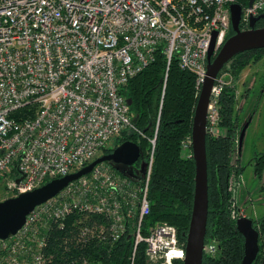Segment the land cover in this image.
<instances>
[{
    "label": "built area",
    "instance_id": "built-area-1",
    "mask_svg": "<svg viewBox=\"0 0 264 264\" xmlns=\"http://www.w3.org/2000/svg\"><path fill=\"white\" fill-rule=\"evenodd\" d=\"M233 4L240 5L238 0H0L4 199L81 170L123 132L143 136L132 123L121 90L154 62L158 50L166 59V72L176 60L181 71L194 76L199 93L212 34L215 56L228 38ZM261 14L264 0H253L242 8L240 26L247 29L249 20ZM221 79L220 74L215 78L207 106L206 132L212 137L219 135ZM31 104L36 106L32 117H13ZM157 127L158 120L141 179L130 180L109 163L95 166L36 206L15 235L0 240V264H45L48 232L54 224L64 226L75 212L103 216L108 222L106 228H82L85 242H116L131 231L129 264H134L140 244L149 264L182 261L185 243L178 241L175 227L144 226L150 214ZM181 156L192 157L191 137L181 142ZM215 251V242L205 244L204 254Z\"/></svg>",
    "mask_w": 264,
    "mask_h": 264
},
{
    "label": "trees",
    "instance_id": "trees-1",
    "mask_svg": "<svg viewBox=\"0 0 264 264\" xmlns=\"http://www.w3.org/2000/svg\"><path fill=\"white\" fill-rule=\"evenodd\" d=\"M238 3L246 6L247 0H238ZM256 28H264V19L257 23ZM232 34L230 28L228 38ZM253 52H264V49L241 53L228 64L236 63L239 58ZM245 64L238 67L243 68ZM165 73L167 77L162 91ZM121 94L126 101H130L129 114L132 123L143 134L140 136L130 131L123 132L114 147L126 141L134 142L140 147V160L129 168L135 169L140 161L146 163L148 160L151 151L148 140L154 137L158 120L148 187L150 214L144 226L155 223L171 225L177 231L178 241L185 243L192 208L195 168L192 157L182 158L181 142L191 137L192 118L199 94L195 88L194 76L181 71L176 60L171 62L166 72V59L158 50L154 62L132 78L121 90ZM161 96L163 98L159 110ZM35 109V105H28L13 117L18 120L32 117ZM234 112V94L223 90L219 101V128H224L225 134L206 136L208 215L205 244L215 242L216 251L213 255L204 254L202 264H223L224 259H218L223 255L233 260L232 263L229 260L226 264H238L241 256L242 239L235 229L236 217L235 213L233 214L234 205L230 199L229 187L230 182L238 176L233 156L236 147L232 145V135L236 127ZM111 151L103 149L101 155ZM113 168L115 169L114 166ZM118 173L130 180H139L125 170ZM63 224L62 227L54 224L47 234L46 246L43 249L45 264H79L82 261L88 264H129L133 245L131 231L116 242L107 238H93L85 242V238H81L82 228H106L108 222L103 216H87L75 212L69 215ZM144 250L145 245L140 244L134 264H149ZM172 264L181 262L175 260Z\"/></svg>",
    "mask_w": 264,
    "mask_h": 264
},
{
    "label": "water",
    "instance_id": "water-1",
    "mask_svg": "<svg viewBox=\"0 0 264 264\" xmlns=\"http://www.w3.org/2000/svg\"><path fill=\"white\" fill-rule=\"evenodd\" d=\"M252 2L253 0H247L248 7L251 6ZM241 11L242 8L238 4L230 6V24L233 34L227 38L219 52L214 56L213 49L216 34L213 33L207 54L206 75L198 94L191 126L192 158L195 168L194 189L190 220L187 233L185 234L184 259L180 261L181 264H202L205 252L208 215L206 117L214 80L223 67L235 56L248 51L264 49V28H256V24L264 19V14L251 18L248 29L241 30ZM127 104H130L129 100H127ZM246 128L247 125L243 126L239 134V148L242 146ZM140 158V147L134 142L126 141L114 148L110 153L101 155L77 172L62 178L53 179L30 192L1 201L0 240H6L15 235L24 225L27 215L36 206L55 197L71 182L88 175L95 166L101 163H109L117 171L122 172L119 166L133 167ZM236 228L244 239V256L241 264H251L256 257L258 249V235L253 230L251 221L244 218L236 221Z\"/></svg>",
    "mask_w": 264,
    "mask_h": 264
},
{
    "label": "rangeland",
    "instance_id": "rangeland-1",
    "mask_svg": "<svg viewBox=\"0 0 264 264\" xmlns=\"http://www.w3.org/2000/svg\"><path fill=\"white\" fill-rule=\"evenodd\" d=\"M244 63L246 64L243 68L238 67ZM220 77L225 83L224 90L234 94V116H236V127L232 135L234 137L232 145L236 147L234 161L238 157L239 133L243 126H248L238 157L239 165L245 167V172L242 175V184L236 190L235 202L239 209L245 211L247 217L257 218L256 214H260L262 208L257 211L249 203L253 202V207H256L257 203H262L263 198L258 195L260 184L254 178L252 167L248 162L257 152L264 153V52L246 54L236 63L226 65L220 72ZM219 134L224 135L225 129L219 128ZM119 137L112 139L103 149L113 150ZM125 168L119 169L127 171L135 179H140L145 171V162L140 161L135 169ZM3 200L5 199L0 187V202Z\"/></svg>",
    "mask_w": 264,
    "mask_h": 264
},
{
    "label": "flooded vegetation",
    "instance_id": "flooded-vegetation-1",
    "mask_svg": "<svg viewBox=\"0 0 264 264\" xmlns=\"http://www.w3.org/2000/svg\"><path fill=\"white\" fill-rule=\"evenodd\" d=\"M256 26H257V24H256ZM247 29L243 28V27L241 28V30H247ZM246 132H247V128H246L244 137L246 135ZM243 140H244V138H243ZM242 145H243V142H242ZM241 148H242V146H241ZM241 148H239V136H238V151H237L238 157H240L239 155H240L241 150H242ZM238 157H236V160H235V165L238 168V176L234 181L230 182L231 184L229 186L230 187V199L234 205L233 206V214L235 213L234 215L236 217L235 229H236V232L239 234L240 238L242 239V251H241V256L239 258L238 264H241L242 258L244 256V239H243L242 235L237 231V228H236V221L238 219H241V218L250 220L252 223L253 230L256 231V233L258 235V240H257L258 249H257L256 257L251 264H263V262H264V153H261V152L258 153L257 152L256 156L251 158L248 162L249 165L252 167V173H253L254 178L257 179V181L260 184L258 195L263 198L262 203H257L256 207H253V202L251 203V201H250V203H249V205L252 206V208H256L257 211L262 208V211L260 212V214L259 213L256 214L257 218L247 217V215L245 214V211L242 209H239V207L236 205V202H235V196H236V192H237L236 190L239 187V185L242 184V175L245 172V167L241 166V164L239 165ZM257 215H259V216H257ZM223 256L222 257L219 256L220 258H218V259H222V260L224 259L223 261L225 263H223V264L228 263L229 260L232 263V261H233L232 259L225 258Z\"/></svg>",
    "mask_w": 264,
    "mask_h": 264
}]
</instances>
